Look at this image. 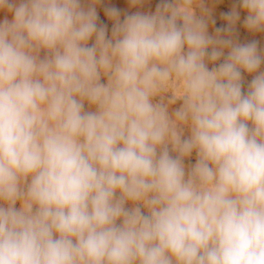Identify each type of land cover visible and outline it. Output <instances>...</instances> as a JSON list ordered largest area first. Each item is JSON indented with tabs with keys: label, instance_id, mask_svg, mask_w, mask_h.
Masks as SVG:
<instances>
[{
	"label": "clouds",
	"instance_id": "clouds-1",
	"mask_svg": "<svg viewBox=\"0 0 264 264\" xmlns=\"http://www.w3.org/2000/svg\"><path fill=\"white\" fill-rule=\"evenodd\" d=\"M200 2L107 9L109 38L94 4L0 0V264H264V72L241 84L264 55L230 38L238 11L210 36ZM240 4L264 32V0Z\"/></svg>",
	"mask_w": 264,
	"mask_h": 264
},
{
	"label": "rangeland",
	"instance_id": "rangeland-1",
	"mask_svg": "<svg viewBox=\"0 0 264 264\" xmlns=\"http://www.w3.org/2000/svg\"><path fill=\"white\" fill-rule=\"evenodd\" d=\"M19 3V0H16ZM161 3V0H141L139 4H133L132 0H82V6L87 8L89 5L94 4L97 14L98 26H106L107 36L110 38L112 34V29L115 21L110 19L106 14L107 9L115 8L119 11V19L121 22L125 19L127 15L134 14L136 12H141L143 14H153L155 13L157 6ZM233 10L239 12V20L233 25V30L231 32L230 38L237 44H247L252 41L257 42L258 52L261 55H264V32H251L249 31L244 24V21L247 16L246 10H244L240 4V0H201L200 3L194 5L195 14L198 17H203L208 24V34L210 36L216 35V29H226L228 27V21L225 19V14L231 13ZM13 18V13L8 10H0V22L8 19L11 21ZM221 36L228 37L227 33L222 32ZM94 43V38L88 42L89 46ZM210 51V49H209ZM228 49L224 50V56H222L219 60L215 62H208L207 66L209 70L218 67L219 64L223 63L227 57ZM45 55L44 51L40 52V57L43 58ZM242 72V93L247 94L249 90V85L254 78L255 75L259 74V72H264V63L261 64L257 73L249 74L243 70ZM102 83H107V77H101ZM170 90L175 94H179V86L173 81L170 84ZM171 91L162 92L159 95L152 98L153 103H161L166 105L168 108V113L170 116H173L174 112L179 109L182 105V100L173 98V93ZM84 110L85 111H95V106L89 105L87 101L84 102ZM249 128H252L251 122H249ZM191 135L190 128L186 125L184 126L183 139L189 138ZM169 151L172 156H175L176 153L171 151V145H169ZM197 153L193 151V153L184 159V166L186 173L191 170V168L197 162ZM119 196V193H117ZM3 206L7 207L5 203ZM139 206L141 211L144 214H148V209L145 208L142 204H134L131 201H128L125 205L126 209H132L133 207ZM17 209L21 207V203L18 201L15 205ZM119 223V221H118ZM175 264V261H173Z\"/></svg>",
	"mask_w": 264,
	"mask_h": 264
}]
</instances>
